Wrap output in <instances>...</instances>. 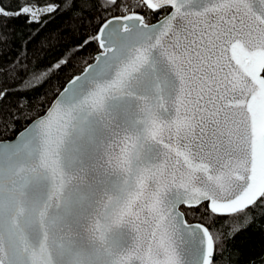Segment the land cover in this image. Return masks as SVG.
<instances>
[{"label": "snow or ice", "instance_id": "6c2138e0", "mask_svg": "<svg viewBox=\"0 0 264 264\" xmlns=\"http://www.w3.org/2000/svg\"><path fill=\"white\" fill-rule=\"evenodd\" d=\"M140 6L163 19L124 0L0 5L40 27L57 9L98 25L45 69L18 58L20 83L0 88L17 93L0 134L31 121L0 141V264H224L264 217V0ZM91 45L53 102L25 95Z\"/></svg>", "mask_w": 264, "mask_h": 264}, {"label": "trees", "instance_id": "16d2710c", "mask_svg": "<svg viewBox=\"0 0 264 264\" xmlns=\"http://www.w3.org/2000/svg\"><path fill=\"white\" fill-rule=\"evenodd\" d=\"M50 2L52 0H35V3L40 6ZM56 2L60 3L61 0H56ZM124 2L133 5L135 11L144 15L146 22L155 23L161 17L143 9L140 6V0H124ZM19 3L20 0H0V5L9 10H15ZM131 10L130 8L129 11ZM49 15L53 18L48 19V16H41L42 23L47 20V23H43V27L26 23L27 17H0V88H10L20 83L19 78L11 80L7 75V71L18 58L21 63L27 65L28 71L45 69L98 27L91 14H85L76 19L71 12H60L57 9L56 13ZM36 29L39 30L36 31ZM99 51L94 45L89 46L82 54L74 57L66 67L59 72L54 71L47 83L37 91L25 93V95L29 97L37 94L44 95L46 103L53 102L73 77L81 74L89 64L94 62ZM6 99L7 103L0 101V130L3 127V120L8 117L10 106L16 102L17 93H10ZM40 110L38 105L37 110L29 112L28 115L36 117ZM30 123L28 119L16 121L11 132L0 134V141L16 137ZM228 247L238 251L234 258L228 257L225 252L227 260L224 264H264V217H261L258 224L241 227L240 231L228 242Z\"/></svg>", "mask_w": 264, "mask_h": 264}, {"label": "water", "instance_id": "95a60500", "mask_svg": "<svg viewBox=\"0 0 264 264\" xmlns=\"http://www.w3.org/2000/svg\"><path fill=\"white\" fill-rule=\"evenodd\" d=\"M162 19H163V18H162ZM162 19H161V20H162ZM155 23H156V22H155ZM94 62H95V60H94ZM94 62H92V63H94ZM92 63H91V64H92ZM87 67H88V66H87ZM87 67H86V68H87ZM86 68H85V69H86ZM83 72H84V71H83ZM83 72H82V73H83ZM82 73H81V74H82ZM79 75H80V74H79ZM261 75L264 76V73H261ZM77 76H78V75H77ZM68 83H69V82H68ZM68 83H67V84H68ZM67 84H66V85H67ZM66 85H65V87H66ZM65 87H64V88H65ZM64 88H63V89H64ZM63 89H62V91H63ZM62 91H61V92H62ZM61 92H60V93H61ZM60 93H59V94H60ZM59 94H58V96H59ZM56 98H57V97H56ZM56 98H55V99H56ZM27 127H28V126H27ZM27 127H26V128H27ZM26 128H25L23 131H25ZM21 132H22V131H21Z\"/></svg>", "mask_w": 264, "mask_h": 264}, {"label": "flooded vegetation", "instance_id": "af4514ba", "mask_svg": "<svg viewBox=\"0 0 264 264\" xmlns=\"http://www.w3.org/2000/svg\"><path fill=\"white\" fill-rule=\"evenodd\" d=\"M145 21H147V20L145 19Z\"/></svg>", "mask_w": 264, "mask_h": 264}]
</instances>
